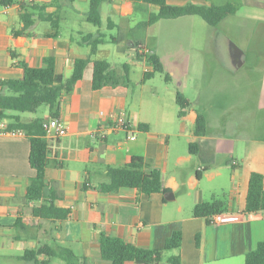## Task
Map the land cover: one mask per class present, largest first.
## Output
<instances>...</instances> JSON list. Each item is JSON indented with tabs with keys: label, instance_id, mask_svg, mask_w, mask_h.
Listing matches in <instances>:
<instances>
[{
	"label": "crops",
	"instance_id": "1",
	"mask_svg": "<svg viewBox=\"0 0 264 264\" xmlns=\"http://www.w3.org/2000/svg\"><path fill=\"white\" fill-rule=\"evenodd\" d=\"M24 1L32 4L50 2ZM166 2L171 6L236 4L239 8L236 14L225 18L219 26L212 27L214 31L209 38L217 48V60L222 69L236 75L248 61L247 50L256 48L258 55L255 61L264 66V0ZM56 11L63 16L59 30L49 23L38 22L31 30L35 35L27 37L15 35L22 28L20 4L15 2L7 8L1 6L0 82L22 79L24 70L19 66L20 62L41 67L43 60L49 57L56 60L57 73L69 78L74 61L90 53L86 37H98L101 34L98 31L105 30L109 20L118 26V21L128 23L130 20V27H134L142 21L140 12L145 19L158 8L141 5V11L136 13L135 4L128 0L104 3L101 8L102 27L87 34L80 31L82 43L63 32L62 25L67 21L65 14L56 7L48 9L50 13ZM84 15V21L80 22L90 24L87 22L88 14ZM196 20V17H187L161 21L150 27L144 36L145 46L157 53L166 71H171L169 73L174 77L177 71H181L186 78H198V60L189 55L177 56V69L170 70L160 53L161 30L164 27L168 30L171 27L169 24H174L176 45L191 46L199 30ZM220 26L226 34L215 33ZM154 28L159 32V41L153 50L147 42ZM244 31L259 33L261 41L253 43L241 34ZM233 45L243 52L241 65L235 64L231 52ZM86 47L89 52L82 54L80 50L85 51ZM100 52L101 48L94 59H101ZM122 54L143 64V75L153 71V66L146 59L139 60L134 50ZM90 66L92 76L87 75ZM92 78L91 64L74 91L65 94L53 110L46 107L42 117L43 120L50 119L53 113L59 111V119L68 128L66 136L50 139L46 170V179L55 188V204L71 212L66 221L53 222L36 217L33 213L35 203L26 200L31 180L36 177L29 161V138H0V252L12 258L16 250V255H20L17 257L21 259L27 250L59 244L86 258L87 264H110L101 257V233L138 247L157 249L175 228H179L183 241L181 249L176 252L183 264H245L246 255L264 241V212L244 215L251 174L258 172L264 175V140L255 136H231L228 134V122L210 120L199 109L201 97L192 100L183 90L180 91L193 106L182 118L178 115V107L175 119L173 111L167 113L156 106L148 115L137 110L131 112V85L93 90ZM154 91L159 95L156 87ZM257 107L258 111H264V77ZM121 114L131 122V129L113 128V119ZM199 114L206 117L208 124L207 133L201 137L194 134ZM32 118L35 117L23 119ZM141 124L145 125L143 129ZM130 134H134L136 139L131 140ZM192 142L198 144L197 155L190 153L189 144ZM133 157L153 161L170 192L148 195L132 188L110 193L101 191L100 187L109 183L108 167H123ZM214 197L224 203V213L242 214L244 218L239 222L210 225L205 219L193 216L197 204L212 201Z\"/></svg>",
	"mask_w": 264,
	"mask_h": 264
},
{
	"label": "trees",
	"instance_id": "2",
	"mask_svg": "<svg viewBox=\"0 0 264 264\" xmlns=\"http://www.w3.org/2000/svg\"><path fill=\"white\" fill-rule=\"evenodd\" d=\"M47 4H32L24 0H0L1 6H8L15 2L20 4V22L22 28L15 32V35L33 37L31 30L38 22L49 23L54 29L59 30L62 17L59 11L48 12L50 7L59 10V4L76 0H49ZM112 0H89L90 8L87 15V22L95 27L103 25L101 8L104 3ZM135 4L136 13L141 11V5L154 6L157 12H151L144 20L134 27H129L130 34L137 33V36L126 38L122 34L123 27L108 21L107 29L118 28L119 37H108L100 34L98 37L90 35L86 42L90 46V53L87 57L77 58L74 61L73 73L69 78L57 73L56 60L53 57L45 58L43 66L31 67L26 62H20L19 66L24 70L22 79H7L0 82V120L8 119L11 128L25 131L31 143L30 166L36 171V177L31 180L27 190L26 200L35 203L34 215L42 220L53 222L66 221L70 211L59 208L55 201L54 185L46 179V170L49 165L48 148L50 139L47 138L43 127L42 118L24 120L20 114L37 113L42 106L50 107L52 110L65 94L74 91L76 85L83 80L85 71L89 65H93V90H101L104 87H129L132 84L131 67L129 64L113 66L104 59H94L98 54L101 45L114 43L119 52L124 53L134 50L139 60L146 59L152 66L153 71L144 73L143 82L153 79L156 74H165L167 82H172L171 75L166 71L164 64L156 52H151L144 57L139 53V46L145 45L144 36L150 27L165 20H177L187 17H200L209 26L217 27L228 16L234 15L239 8L236 4L228 3L222 6H204L188 4L185 6H171L166 0H128ZM130 23V20L128 21ZM15 58V56H14ZM176 102L179 107V117H184L192 108L193 104L181 91L176 94ZM60 112L51 115V118H59ZM145 125L141 124L143 129ZM207 119L199 114L194 125V134L197 137L207 133ZM190 153L197 155L198 144H189ZM208 170V169H205ZM109 183L100 187L106 193L116 192L121 188H132L144 194L168 193L164 185L161 171L154 167L153 161L142 157H133L123 167H108ZM54 195V197H53ZM225 212L224 203L218 197L212 201L197 204L193 209V216L203 218L208 224L217 214ZM264 212V175L258 172L251 174L249 188L246 198L244 215L258 214ZM183 234L179 228H175L170 236L166 238L163 245L157 249L142 248L125 240L101 233L99 244L101 257L110 264H161L164 253L167 251H179L182 247ZM55 258L61 259L64 264H87L86 258L77 256L67 246L43 245L38 249L27 250L21 259L33 264H50ZM169 264H183L179 254L167 259ZM245 264H264V241L259 243L257 248L246 255Z\"/></svg>",
	"mask_w": 264,
	"mask_h": 264
},
{
	"label": "rangeland",
	"instance_id": "3",
	"mask_svg": "<svg viewBox=\"0 0 264 264\" xmlns=\"http://www.w3.org/2000/svg\"><path fill=\"white\" fill-rule=\"evenodd\" d=\"M58 6L67 18V21L62 25V30L66 35H73L77 41L82 43L83 35L79 34L80 31L87 34L88 32H97L99 30V28L91 24H82L85 19L84 14H88L89 12V1H68ZM140 16V20H144L141 12ZM196 19V21H198L199 30L197 39L191 46L185 45L184 47H178L176 45L175 36L177 32L174 24H169L171 27H169L168 30L164 27L160 33V53L166 61L168 68L170 70H176L178 65L175 59L177 56L189 55L198 60L196 66L199 67L197 70L199 77L196 79L192 76L186 78L185 75L184 77V74L180 73L181 71H177V75L174 77L172 76L173 74L169 73L171 71H169L168 73L172 77V82L166 81L165 74H156L153 79L142 83L143 64L131 60L125 54L119 52L117 45L114 43L101 45L100 48L102 52L99 54L100 58L107 60L112 65L121 66L126 63L130 64L132 84L130 86L129 107L131 112L137 110L148 115L152 113L150 112L151 108L156 106L167 113L173 111L174 118L176 119L178 112L176 94L178 91L183 90L192 100L201 97L199 109L210 120L228 122L230 126V133L228 134L231 136H255L264 140V111L260 112L257 109L258 96L264 77V66L257 64L255 61L258 55L256 53L257 51H255L256 48L247 50L248 61L245 67L240 70L238 74H232L228 70L222 69L221 64H219L217 60V48L213 46L214 43L211 38H209L212 31H214L213 28L208 26L200 17H196ZM166 21L170 22L172 20ZM118 23L123 27L122 34L125 33L126 38L130 39V37L137 36V33L132 34V36L130 31H128L130 23H121L119 21ZM220 27L217 28L218 30H216L217 32L215 33L222 32V35L226 34L227 32L223 30V27ZM98 32L106 34L108 37L120 36L117 29L108 30L107 25L105 30L102 31L100 29ZM245 32L246 31L241 34L246 38H250V41H253V43L260 42L261 40L259 39H262L257 35L259 33L253 34L252 32ZM158 34L159 32L154 28L147 42L149 47L153 50L159 41ZM85 49V51L80 50V52L82 54H87L89 48L86 47ZM207 67L211 69V71H208ZM88 69L87 75L92 76V66ZM155 87L159 90V95L155 94ZM46 107L45 105L42 106L35 114L22 113L20 115L23 118H42L46 111ZM5 244L7 243L5 242ZM14 251L13 254L15 257L12 258L8 254L5 255V253L0 252V264H32L21 260L17 257L20 255H16L17 251ZM176 254V251L165 252L161 264H169L167 259ZM52 264H64V262L59 258H55Z\"/></svg>",
	"mask_w": 264,
	"mask_h": 264
},
{
	"label": "built area",
	"instance_id": "4",
	"mask_svg": "<svg viewBox=\"0 0 264 264\" xmlns=\"http://www.w3.org/2000/svg\"><path fill=\"white\" fill-rule=\"evenodd\" d=\"M7 8L8 6H4ZM139 53L146 57L150 50L145 45L139 46ZM145 59V58H144ZM44 130L46 131L48 139H59L64 137L68 133V128L59 118H50L44 120L43 122ZM132 124L128 120V118L121 114L113 119V128L114 129H122V130H129L131 129ZM27 136L25 131L11 128L10 122L8 119L0 120V138H22ZM131 140H135L136 137L134 134H130L129 137ZM244 218L242 214H229V213H222L217 214L212 217L211 224L212 225H219L224 223H232V222H239Z\"/></svg>",
	"mask_w": 264,
	"mask_h": 264
},
{
	"label": "water",
	"instance_id": "5",
	"mask_svg": "<svg viewBox=\"0 0 264 264\" xmlns=\"http://www.w3.org/2000/svg\"><path fill=\"white\" fill-rule=\"evenodd\" d=\"M231 52H232L233 58L235 59V64L241 65L242 64L241 58H242L243 52L235 45H233Z\"/></svg>",
	"mask_w": 264,
	"mask_h": 264
}]
</instances>
